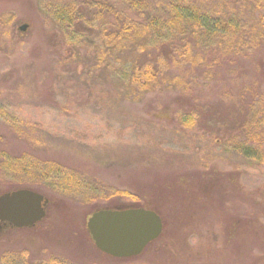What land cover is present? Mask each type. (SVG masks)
<instances>
[{
	"label": "rangeland",
	"instance_id": "1",
	"mask_svg": "<svg viewBox=\"0 0 264 264\" xmlns=\"http://www.w3.org/2000/svg\"><path fill=\"white\" fill-rule=\"evenodd\" d=\"M166 1L145 0V10L129 12L123 0H0V194L29 188L48 199L40 222L0 231V264H47L50 258L52 264H231L225 250L230 244L234 251L239 238L232 240L235 236L228 235L224 222L223 232L220 224L217 230L221 211L214 208L219 202L210 199L212 191L204 185L197 190L194 186L201 174L213 173L211 168L235 172L237 167L248 171L241 180L245 189L264 192V166L236 151L237 129H232L233 121L243 120L239 107L232 106L237 88L243 82L250 85L259 69L242 60L247 62L243 80L239 72L229 75L232 61L207 65L206 71L176 60L158 66L157 59L151 65L157 77L158 67L166 73L172 64L176 86H158L156 81L146 93L139 92L135 80L156 53L158 34L169 42L170 33L158 32L155 22L156 29L143 37L139 27L123 37L114 30L128 29L123 24L127 19L115 23L125 12L134 19L155 15ZM176 1L209 17H220L229 8L224 0ZM69 4L72 20L67 23L56 12ZM234 4L230 17L241 32H250L264 17V0ZM24 23L27 28L20 31ZM188 29L178 28L184 33L178 40ZM209 40L194 48L213 58L219 53L217 37ZM232 48H225L226 59L233 53L240 57ZM260 76L258 89L264 93V71ZM226 91V98L221 97ZM183 92L210 99L208 114L197 123L202 127L180 125L178 105L187 103L178 98ZM238 179L231 182L235 185ZM112 188L129 192L133 201L108 196ZM141 203L161 213L173 209L172 203L186 207L187 220L179 217L170 228L176 238L171 248L155 253L149 244L137 258L121 262L101 255L86 237L83 222L86 226L98 209L145 208ZM221 214L220 220L230 217ZM261 224L262 219L258 228L247 230L245 255L234 252L236 264H264Z\"/></svg>",
	"mask_w": 264,
	"mask_h": 264
},
{
	"label": "trees",
	"instance_id": "2",
	"mask_svg": "<svg viewBox=\"0 0 264 264\" xmlns=\"http://www.w3.org/2000/svg\"><path fill=\"white\" fill-rule=\"evenodd\" d=\"M123 1L128 7L129 12H134L135 10H145L147 8L145 0ZM239 1L240 0H224L226 7H229L228 11L221 13L220 17L215 15L209 17L205 14H198V11L194 9L192 5L183 3L181 5L176 0H168L162 7V10L158 9L157 14L154 15L149 13V16L141 19L131 18V13L125 12L126 16L121 20L118 18L115 25L117 24L118 26L120 22H123L125 19H127V22H124L123 24H125L128 29L116 27L114 32L125 37L127 34L130 35L129 31L134 30V27H139L141 28L140 35L143 37V35L147 32H151L156 29L154 23L157 22L156 24L158 25V32L163 31L166 35L170 33L169 36H171V39L169 42H162V40H160L161 35L158 34V48L156 49V53H158L153 54L152 58L149 57L150 60L146 62V64H148H145L144 70L141 73L142 76L140 75L136 77V86L141 93H146L148 89L151 88L149 87L150 85L153 84L155 86L156 83L154 82L156 81H158V86L162 85L163 83H171L172 86H176L175 82H178L175 80V75L171 74L173 72L172 64L167 66L168 71L166 73H162L158 67L157 77L156 69L152 68L151 66L156 64L157 59L158 66H163L168 62L176 60L182 62L183 65L188 63L189 67L192 69L203 68L206 71H208L206 69L207 65L211 67L213 64H217L215 66L218 67L226 63L229 65L233 63L229 75L234 76L235 73L239 72L243 80L245 79V76L242 75L244 71L243 66H245L247 62L242 60H251V66H254L255 69H259V72L254 73V77L250 85L245 82H243L240 87H238L239 83L236 85V88L238 87L236 91L237 100L235 102L236 105L232 106L237 107V109L239 107V110L243 113V120L241 123H235L233 121L232 123L234 125L232 126V129H237L236 134H234V138L236 137L235 141L237 142L236 151L241 152L244 157L250 160V163L254 161L259 165V167H263L264 100L262 99L264 93L258 89L260 87L258 79L261 77L260 75H263L264 71V17H262L259 22H254L251 25L250 32L247 30L242 32L237 30V23L233 18L230 17V13L233 10L232 8L236 7L234 3ZM66 6V8H61V10L58 9L56 16H59L63 22L68 23L72 20L71 4ZM63 15H67L66 19H64ZM181 26L188 27L189 33L185 38L178 40V36L180 34H184L178 30V28ZM211 36L213 38L217 37L214 45H216L217 49H219L218 55L213 58H210L209 53L205 52L206 54H204L202 51H198L194 48L195 44L198 42H202L205 45L208 44ZM226 47H233L232 50L237 48V53L240 54V57H234L236 56V53H233L231 58L226 59L224 54ZM190 48H194L191 52L192 56L189 54ZM189 58H192V60L190 61ZM230 61H232V63H230ZM259 66H261V68ZM191 88L194 89V87ZM258 90L261 92V95H259ZM228 91L222 93L221 97L226 98ZM198 94L199 95H197V92L191 94H185L183 92L181 95L179 94L178 98L187 102L185 103L184 107L178 105L180 108L178 113L181 114L179 119L180 125L184 126L185 128L192 129L195 126L202 127V125H198L197 123L199 121L202 122V120L208 114V103L210 99L201 96V93ZM247 97L249 98L247 99ZM205 111L206 114H203ZM2 155L3 157L5 156L6 159H13V157L3 152ZM205 168L208 167L205 166ZM210 168L211 167H209V170ZM211 169L213 172L212 174H209L208 176H203L201 174L198 184L194 186V189H199L201 185L207 187L212 191L210 199L212 200L214 198V202H219L218 206L214 208V211H221V213L229 214V219L223 221L219 218L222 215L221 213L218 217H216L210 212L212 220H214L215 217L217 218V230H219L220 224V232H223L222 228L224 224L222 222H224L227 227L228 235L231 238L235 236L232 240H236L237 237L239 238V240L234 243L236 245L234 251L230 244L226 250L223 248V250L226 251V254L229 255V262L231 264H236L237 256L235 253H243L245 255L244 247L248 245L245 240L246 233L248 232L247 230H252L253 227L258 228L259 225H256L258 221H261V219L264 220V202L261 199L264 198V194H262L264 192L261 193V191H259L257 188L249 190L243 187L241 180L244 176L248 175V171L242 172L237 167H235V172H225L227 169L224 170L220 167ZM50 172L51 170L49 169L45 170L43 175L47 176ZM32 174L35 177H39L38 174H36V171H34ZM230 177L232 179L239 177L238 182L234 185L231 182ZM112 189V192L108 196L130 198L133 201V197L129 192L115 188ZM142 205L145 206V208H152L158 212L162 218L161 220L163 224L162 234L158 239L149 243L151 245L149 249H152V251L155 253L166 252L171 248V239H173V242L176 239L171 235L170 228L172 229L175 221L179 222V217H184L183 220H187L188 218L186 207L181 205L183 207L182 209H179L177 207V203H172L171 206H174L173 209L169 210V212L166 211L161 213L158 211V208L152 204L143 203ZM108 208H113V206H108ZM210 213H208V215ZM224 218L226 217L223 216V219ZM261 225L264 227V224ZM83 228L85 230L86 237L92 242L94 246L84 222ZM232 243L233 242H231V244ZM95 249L101 255L110 259L118 260L120 262L127 261L134 257L137 258L139 256L138 255L130 258H114L99 251L96 247ZM50 259H47L44 263L52 264L54 260Z\"/></svg>",
	"mask_w": 264,
	"mask_h": 264
},
{
	"label": "water",
	"instance_id": "3",
	"mask_svg": "<svg viewBox=\"0 0 264 264\" xmlns=\"http://www.w3.org/2000/svg\"><path fill=\"white\" fill-rule=\"evenodd\" d=\"M27 24L18 29L25 31ZM48 199L41 193L18 188L0 194V221L13 226L32 227L46 216ZM86 228L101 252L114 258L138 256L162 233L161 217L152 209L117 206L95 210L87 218Z\"/></svg>",
	"mask_w": 264,
	"mask_h": 264
},
{
	"label": "flooded vegetation",
	"instance_id": "4",
	"mask_svg": "<svg viewBox=\"0 0 264 264\" xmlns=\"http://www.w3.org/2000/svg\"><path fill=\"white\" fill-rule=\"evenodd\" d=\"M15 228H18V227L13 226L11 223L7 221H0V231L5 230V229L9 230V229H15ZM22 228H25V227H22Z\"/></svg>",
	"mask_w": 264,
	"mask_h": 264
}]
</instances>
